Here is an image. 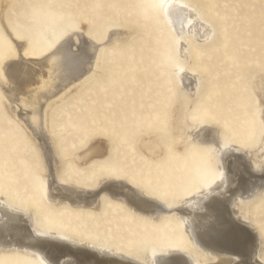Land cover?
<instances>
[{"label": "rangeland", "instance_id": "1", "mask_svg": "<svg viewBox=\"0 0 264 264\" xmlns=\"http://www.w3.org/2000/svg\"><path fill=\"white\" fill-rule=\"evenodd\" d=\"M172 1L192 6L213 28L211 36L175 35L168 19L147 7L155 0H13L7 7L6 26L0 23V53L9 43L7 31L39 36L40 50L52 47L68 29L101 39L113 30L129 32L104 47L101 75L54 106L50 120L63 160L61 180L86 189L85 196L98 193L99 207L47 198L43 154L0 99V202L31 211L37 234L96 244L139 261L147 252L188 253L194 262L207 257L180 222L192 217L194 193L219 172L221 142L241 141L238 151L264 150V0ZM4 4L0 0V8ZM183 41L189 45L187 57L179 54ZM183 66L200 77L188 106L179 83ZM189 121L195 128L188 130L190 136L174 138L175 123L188 126ZM212 123L219 127L217 138L212 132L204 141L196 137ZM141 137L158 139L162 148L157 156L143 154L137 142ZM98 138L103 139L99 145H108L107 156L75 164L74 158ZM107 161L115 166L109 177ZM118 182L125 188L115 196L108 186ZM131 189L171 203L165 223L133 210L125 196ZM258 195L247 203L264 264V190ZM0 264L46 263L33 254L6 250L0 251Z\"/></svg>", "mask_w": 264, "mask_h": 264}, {"label": "bare ground", "instance_id": "2", "mask_svg": "<svg viewBox=\"0 0 264 264\" xmlns=\"http://www.w3.org/2000/svg\"><path fill=\"white\" fill-rule=\"evenodd\" d=\"M13 0H5L0 8V23L6 26L7 7ZM175 7L168 10L167 19L177 36L190 34L198 40L211 36L213 28L204 22L197 11L185 3L171 2ZM7 29V27H6ZM126 28L113 30L101 39L87 32L74 33L68 29L52 47L37 48L39 36L20 37L7 31L8 45L0 53V99L6 112L19 120L33 139L36 150L43 154L45 194L53 203H67L75 206L99 207L98 193L83 194L86 189L63 182L60 157L55 137L50 129L54 106L70 96L78 95L81 87L100 76L107 51L105 46L116 38L126 37ZM105 41V43H103ZM54 53H58L54 55ZM189 45L179 44V54L187 57ZM75 54V55H73ZM179 83L184 90L182 98L188 106L200 88V77L186 66L180 69ZM264 90V82L260 91ZM264 117V106H263ZM43 121V127L41 122ZM204 128L195 135L201 141L212 132L217 138L219 127ZM194 123L188 126L175 123L174 138L190 136ZM93 141L79 156L75 164L99 155L107 156L108 145L102 147ZM138 147L146 156H157L161 151L158 139L148 137L137 140ZM240 142L224 145L221 142L219 167L215 179L192 196L190 211L192 217L182 220L187 237L208 255L206 258L191 260L188 253H167L156 256L147 252L141 260L117 250L100 248L96 244L65 239L57 234L48 237L37 234L31 211L18 209L9 202H0V251H20L36 255L46 264H262L260 261V239L249 223L251 209L249 201L257 198L264 190V150L241 147ZM230 146V147H229ZM183 147V146H182ZM187 148L191 144H186ZM111 162L104 164L107 177L114 171ZM125 184L118 182L108 186L112 195L120 196ZM126 202L136 212L161 219L169 213L171 203L156 198L143 189H131ZM248 202V203H247ZM170 251V250H169Z\"/></svg>", "mask_w": 264, "mask_h": 264}, {"label": "snow or ice", "instance_id": "3", "mask_svg": "<svg viewBox=\"0 0 264 264\" xmlns=\"http://www.w3.org/2000/svg\"><path fill=\"white\" fill-rule=\"evenodd\" d=\"M147 7H151L152 9L156 10L158 15L166 18L168 15V10L175 7L173 3H171V0H155L154 3L147 5ZM185 9H188L189 6L187 4L183 5ZM58 53H54V55H57ZM75 55V54H73ZM43 121L41 122V127H43Z\"/></svg>", "mask_w": 264, "mask_h": 264}]
</instances>
